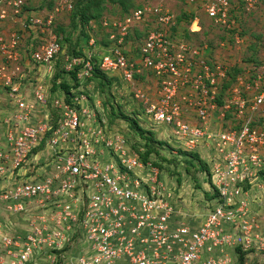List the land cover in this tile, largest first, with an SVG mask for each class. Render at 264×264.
I'll return each mask as SVG.
<instances>
[{"label": "built area", "instance_id": "1", "mask_svg": "<svg viewBox=\"0 0 264 264\" xmlns=\"http://www.w3.org/2000/svg\"><path fill=\"white\" fill-rule=\"evenodd\" d=\"M24 1L0 0V18L15 19ZM192 1L203 6L211 26H236V9L230 0L187 2ZM259 1L244 0L241 11H253ZM61 3L70 9L72 0ZM163 7H139L108 21L118 33L112 31L109 36L116 38V47L103 54L98 64L104 70H120L131 83L134 73L149 70L148 76L156 81L154 96L135 86L133 96L153 125L168 128L178 147L205 153L214 205L198 218L175 207L154 165L131 150L123 135L100 126L97 112L83 93L70 94L67 102L53 100L60 117L50 127L48 111L35 114L33 101L21 92L22 83L13 82L22 57L14 49L16 35L10 32L6 41L0 36V87L8 88L6 95L15 107L13 115L1 121L9 132L0 149V204L19 210L35 202L33 206L41 211L50 205L53 218L49 222L55 226H48L47 216L35 215L28 218L25 234L0 228V264H30L31 255L33 260L40 252H61L71 236L73 242L80 240V249L63 260H68L66 264H235L236 246L246 255L264 253V62L244 67L220 99L229 80L228 67L217 59L208 63L196 44L172 37L175 15ZM50 20L46 19L47 25ZM150 20L154 25L145 30L138 60L127 61L119 48L122 37L128 28ZM31 23L40 24L41 17L34 16ZM188 29H202L199 16H193ZM47 39L24 64L36 62L50 76L52 59L62 49L53 32H48ZM235 39L238 43V35ZM94 65L90 54L85 58L65 55L63 62L64 70L79 66V80L91 76ZM37 85L33 98L46 103L42 95L46 85L42 81ZM227 110L243 121L239 128L219 129ZM41 143L55 155L54 170L39 181L25 175L19 179L22 173L15 170Z\"/></svg>", "mask_w": 264, "mask_h": 264}, {"label": "rangeland", "instance_id": "2", "mask_svg": "<svg viewBox=\"0 0 264 264\" xmlns=\"http://www.w3.org/2000/svg\"><path fill=\"white\" fill-rule=\"evenodd\" d=\"M30 1H31V7L32 6L34 7V5L35 6L39 5V2L42 0H30ZM184 1H188V0H184ZM243 1L244 0L242 1L233 0V3L235 5H238L239 2H243ZM55 3H56V7L52 9L47 10L45 8L46 5H44L43 6L44 8L39 9V10H34V11H38L40 13V17L46 16L48 19L50 17H56V23H58V25L66 26L65 30L66 32H71L70 35L72 39H79V44L77 45V47L78 48L83 47L85 44V43L83 44V42H85V40L80 37L81 28L78 27L76 30H73L72 26L69 25V12H68L69 9L67 7H64V4L61 3V0H55ZM133 3L138 4L141 7L143 6L150 7L149 9L151 10H153L154 6H158L162 4L164 6L163 8L166 7L170 9V11H173L174 15L176 16L181 14L182 11L183 12L186 11L185 13L187 14L190 11H194V15L199 16L201 21H203V24L206 30L210 31L212 29L208 35V38L210 39L212 38L211 40L212 42H210L212 44L211 48L213 49L212 55L216 56L217 60L221 62L223 61L226 67H228V69L230 67L232 68L233 67L244 68V67H250V66L252 67L251 61L246 60V58L251 56L252 54H254L256 60L258 61L262 60V62H264V0H260L257 4V7L249 13H242L239 8L237 9L236 13L237 14L240 13L238 14L237 20L239 19L241 20V28H242L243 33H242V36L239 37V42L234 46L223 45V43H222L223 46H221L219 44V38L217 36L221 35L222 32L217 28L208 26L210 24V21L209 19L206 18L205 13L203 12V9H202L203 6L201 7V4L199 3V1H192L186 4L180 0L178 1H174V0H134ZM117 9L118 7L116 6H108L107 10H102L100 17L98 18L97 21H94L93 19L88 20L87 25L85 24L86 26L84 25L83 27L85 33H87L88 32L87 29H89L88 33L93 34L98 39L102 36L97 35L96 32L100 34L102 33L105 34V32H107L108 30L110 31L109 33L113 31L112 34L114 35L116 31L115 29H113L111 24L108 23V21H110L111 18L116 17V19H119V17H121L119 15L114 16L113 12H117L118 11ZM96 10L101 11L100 6H98ZM7 20H6V23H7ZM90 24L92 26H90ZM153 25L154 23L152 20H150L149 22L146 21L144 22V24H141L138 26V31L142 32L143 30L151 29ZM145 26H146V29H145ZM7 27L8 25L6 26L4 22L0 21V28L1 30H4L6 28L5 29L6 34H8V31H11L9 27L8 28ZM188 27H189V23L182 21L181 25L176 26L175 31H172V33H174V36L176 37V33L178 31L183 30V29L186 30L188 29ZM28 36H29V32L26 31L24 39H26ZM185 37L186 36L176 37V38L184 39ZM109 39H113V38H109ZM185 39H187L188 41L196 45H199V43L203 44L204 42H207L206 38L203 35H201V33L190 36L189 39L188 38H185ZM136 44H137V41H132V43L128 45L126 48L132 50L134 49L133 47L136 46ZM113 47L114 46L112 45L110 47L104 46L103 47L105 49L104 54L109 51H112ZM92 48L97 49L95 45H92ZM218 50L219 52H216ZM62 51H63L62 57H64L67 54V46H63ZM100 51L101 50L98 49L99 54H100ZM26 64L28 67L25 69L24 81L21 82L22 83L21 92L29 99V101L31 102L33 101V105H34L33 112H35V114H38V116H41V114L45 113L46 115L47 114L46 103H43L42 101H37L36 99L34 100L33 91L38 86L37 84H39V81H42L43 83H45L46 89L47 87H49V90H50L51 89V81H50L51 76L50 77L45 76L44 74L45 69H43V67L41 66L31 67L30 63H26ZM48 71L52 73L51 68H49ZM44 79H45V82L43 81ZM34 81H36L35 84L33 83ZM155 82L156 81L153 79V77H149L147 83L143 84V83H139L135 81L136 85L134 86L135 88H140L144 90L150 96H154V90L156 88ZM90 85L91 83L87 84L88 87ZM122 86L124 87L125 85L122 84ZM122 86H118L116 83H114L111 86L110 96L112 97L113 95L112 98L109 95H107V93H104V94L97 93L96 95L94 92H92L93 95H96L95 96L96 108L94 109L95 112L98 111L97 105L100 107L102 99L111 98L112 99L111 101L114 102V105L116 104L115 107L117 109L122 110L123 113L128 115L130 118H134L141 129L154 134V136L152 137L153 139H156L159 142L162 141V144L154 143V141L156 140L152 142L153 147L157 148L159 154L157 156L152 154L151 156H149V159L147 160V162L151 164L154 161L158 164H161L162 168L155 164L152 167L157 169L156 173L158 174V180L163 184L164 191L169 192L171 196V202L174 204V206L179 209L181 208L182 212L187 213L188 215H192L195 218L201 217L215 203V200L213 199L210 202V199L208 200V198L206 197V194H204V191L207 189L205 186L207 184L206 173L204 172V170H199V166H198L199 163L197 160L193 161L194 164L187 165L184 161L183 154H181V152L178 151V149L176 150L170 147L172 146L174 148H177L178 141L171 138L174 136L168 133L167 127H163L165 130H167V132H164V129H162L160 125H153L149 121H147V117L142 112L139 113L137 116L132 117V113H131L132 109H134L136 112L139 110L141 111V108L139 106H136L135 104L136 100L133 97V94L132 95L129 94L131 93V91L129 92V89L131 90L134 86L133 87L128 86L127 88L126 87L123 88ZM146 86L150 87V89L148 90ZM224 91L226 92L227 88H224ZM42 95L43 96L45 95L44 91ZM50 95H54V94H50ZM224 95L225 94H222V98L224 97ZM106 96H109V97H106ZM59 97H63V94L59 93ZM10 104L12 105L11 102L8 103L7 101V95L5 94V89L0 87V145H2L4 142V138H5L4 135L7 134V132H9V129H7V127H4L1 121L4 117H6V115H8L9 113L13 111ZM116 108H115V111H116ZM99 111H100L99 115L101 119L104 122L108 123L109 129L111 130L110 132H114L118 130L122 132L124 135L126 134L125 137L126 136L129 137L130 143L133 141H137L141 144L144 143L145 139L141 135L134 134V132L129 128L128 121L125 118H122V116L120 115L118 116L116 115L117 117L116 118L113 117L111 119L112 120L111 123H109L110 120L107 118L108 110L106 111L104 107H100ZM11 114L13 115V113ZM115 114H119L118 110L117 112H115ZM47 115L49 117V114ZM188 119L190 120V118ZM35 120H36V116L33 118V121ZM114 133H118V132H114ZM144 135L149 136V134L147 133H144ZM163 143L164 144L167 143L169 146H166ZM129 148L131 150L133 149V147H129ZM138 148L142 150V147H138ZM170 157H177V158H170ZM54 160H55V155L51 152V149L49 147H44L38 150L33 155H30L28 157L25 164L22 165V167L19 169V171H21L20 173H22L20 175H25V177H30V176H26V172L30 173L31 171L35 174L36 177H40V178H42V176L45 177L46 175L52 173V171L54 170V167H53ZM13 174L15 173L11 172V175ZM167 174L172 177L168 178L166 176ZM10 177L13 178L14 176H10ZM10 177H8V179H10ZM208 191L210 192V194H212L210 190ZM262 199H264V196H262ZM257 202L259 203V200ZM33 205H36L35 202H32L31 204H27L25 208L23 209L13 210V209H8L6 205L0 204V225H1L0 228L4 232L10 231L17 235L23 234V233L25 234L26 230L29 229V226H30L28 223L29 221H31V219L29 220L28 218L35 217V215L47 216L46 221L48 222V226L49 227L55 226L53 223L49 222V218L51 219L53 218V213H50L51 212L50 205L48 206V209L47 207H43L44 208L43 211H41L40 208L38 207L36 208ZM46 209L47 211H45ZM35 223L37 224L36 221ZM70 234H72V232ZM79 244H80V240L76 239L73 242V236H71L69 241L66 244V247L61 252L54 253L50 251L51 253H49L47 252L48 251L47 250L44 253L42 252L43 254L39 253V259L35 257L32 260L31 256H34V255H31L30 261L33 264H35L36 262L37 264H63L64 263L63 260L67 258L69 255L73 256V255L78 254L79 249H80ZM48 254L50 255L48 256ZM67 261L68 260H66L64 264H66ZM0 263H3V262L0 261ZM4 264H6V262H4ZM244 264H264V253L260 251H256L255 253L249 252L248 256H245Z\"/></svg>", "mask_w": 264, "mask_h": 264}, {"label": "trees", "instance_id": "3", "mask_svg": "<svg viewBox=\"0 0 264 264\" xmlns=\"http://www.w3.org/2000/svg\"><path fill=\"white\" fill-rule=\"evenodd\" d=\"M178 1V0H175ZM183 1L184 3L188 4L187 1L184 0H180ZM242 1V0H241ZM134 0H73L72 4H71V8L69 9V25L72 26L73 30H76L78 27H80V37L83 38L85 40V42H83L84 46L81 48H78L77 45L79 44V39H72L70 33L71 32H66L65 27L63 25H58V23H56V17H51L50 23L47 25L46 24V19L47 17H41V23L40 24H32L31 23V19L34 16H39L40 17V13L38 11H34V10H39L44 8L43 6L46 5V9H52L54 7H56V3L55 0H42L39 2V5H34V7H31V1L30 0H26L23 3H21V5L19 6V12L17 14V17L15 19H11L13 17L8 16L7 18H0L1 22H4L5 25L9 27V29L11 31H8V34H6L5 29L1 30L0 28V36H2L4 38V40L6 41L8 35L10 34V32H14L16 35V43H15V47L14 49L16 51L19 52V54H21L22 60L21 62H18L21 69L17 72L16 76L13 77V82H22L24 81V73H25V69L28 67L27 64H24V61L26 59V57L29 58V54L31 51H33L34 49H36L41 43L46 42L48 39V32L51 31L56 35V41L57 43L60 45L61 49L63 48V46H67V54L69 57L72 56H76L78 58H85L86 52L89 50H95L98 53V49H100V54H103L105 52V49L103 48L104 46H114L113 48L116 47V38L114 39H109V33L110 31L107 30V32L102 33H97V35H101L102 37H100L99 39L96 38L93 34L88 33L89 29H87V33H85L84 31V25H87L88 20L93 19L94 21H97L98 18L100 17V14L102 12V10H107L108 6H116L118 7V11L117 12H113L114 16H121L119 17L122 18L123 16L127 15L128 13H130L132 10L141 7L138 4H134L133 3ZM231 3H233V0H230ZM100 6V10H96L97 7ZM235 9L237 11V9L239 8L241 10V6H242V2H239L238 5H235ZM133 8V9H132ZM66 12V11H65ZM186 11H182L181 14L179 15H175V20H176V25L180 26L181 22H190L191 19L194 16V11H190L187 13H185ZM242 13H245L242 9L241 11ZM251 12V11H250ZM104 13V12H103ZM68 14V13H67ZM240 14V13H238ZM238 14L235 13V17L238 19ZM8 19V20H7ZM113 19V18H111ZM116 19V17H115ZM7 20V23H6ZM101 20V19H100ZM99 20V22H100ZM93 21V22H94ZM92 22V21H91ZM89 22V23H91ZM200 22L202 23V29L201 32H196L193 33L192 35H196L198 33H201V35H203L206 38V41L208 42H204L199 43V45H197L198 47H200L203 50V54H204V58L206 59V61L208 63H211L213 59H216V56L212 55V48H211V43L212 42V38H208V35L210 33V31H207L203 21ZM179 23V24H178ZM143 23L134 25L133 27L128 28L127 33L122 37V41L120 43V50L121 52L124 54L125 58L127 61H137L139 58V54L137 52V50L140 48L141 44L143 43V37L145 36V30H143L142 32L138 31V26L141 25ZM85 25V26H86ZM176 25L175 27H171V36H174V33H172V31H175L176 29ZM15 28H14V27ZM68 26V25H67ZM90 26H92L90 24ZM89 26V27H90ZM208 26L213 27V28H217L219 29L222 33L221 35H218L217 37L219 38V44L223 43V45H236V36L238 35V37L242 36V28H241V20H237L236 26H234L233 28H225L223 26L218 25H212L209 24ZM7 27V28H8ZM41 28L43 29V31H41ZM101 28V27H100ZM146 29V26H145ZM105 30V29H104ZM5 31V33H4ZM28 31L29 32V36L25 38V32ZM187 29H183L180 30L176 33V37H184L188 38L191 35V33L189 31H187ZM112 32V31H111ZM63 33V34H62ZM116 36H118V33H116ZM79 37V38H80ZM92 38L94 41V45L97 47V49H91L92 47L90 45H88V41L89 39ZM132 41H137L136 46H134L132 50L127 49L126 47L128 45H130L132 43ZM226 43V44H224ZM114 44V45H113ZM99 47H98V46ZM204 45H206L205 47H203ZM221 45V46H223ZM88 48V49H87ZM112 48V49H113ZM216 52H219L216 51ZM99 54V56H100ZM63 56V51L62 53H58L56 54L53 59H52V73L50 74V81H51V89L49 90V87H47V89H45V95H46V108L49 114V126L50 127H55L57 125V120L60 117V111L59 109L55 108L53 106V100L57 99V100H61V101H69V95H73V94H77V93H83L87 96L88 98V104L90 106V108L95 109L96 108V104H95V96L98 94H104L107 93V95L110 96L111 94V86L116 83L118 86H122L125 85L123 88H127L128 86H134L135 81L139 82V83H147L148 82V78H149V70H145L143 69L141 72L134 73L133 76V82H127L125 79H123L122 75H121V71L120 70H115V71H109V70H104L102 68L99 67L98 64V58L94 57V55L92 56V60L94 62V67L93 70L91 72V76H89L86 79H82L79 80L76 77V71L78 70L79 66L74 67V69L71 70H64L63 68V62H64V57ZM247 61H251L253 68H255L258 64L261 63V60L258 61L256 60L254 54H252L251 56L246 58ZM17 63V62H16ZM15 63V64H16ZM28 63L31 64V67H36V66H40L38 63L33 62V61H28ZM244 69L243 68H239V67H230L229 70L227 71V73L229 74L230 79L227 80L224 84V86L222 87L220 94H219V98L221 99V95L222 94H226V92L224 91V88H227L228 86L231 85L232 81H233V77H235L239 72H242ZM137 75V76H136ZM136 76V77H135ZM34 84L36 83V81L33 82ZM91 83V85L88 87L87 84ZM87 86V87H86ZM147 89H150V87L146 86ZM8 89V88H7ZM7 89L5 90V94H7ZM131 93L129 94H133V88L130 90ZM94 92L96 95H93ZM59 93L63 94V97H59ZM50 94H54V95H50ZM106 96V97H109ZM111 97V96H110ZM113 97V95H112ZM111 97V98H112ZM130 97V95H129ZM134 97V96H133ZM132 97V99H133ZM111 98H106V99H102L101 100V105L100 107H104L106 109V111L108 110L107 113V118L110 120L109 123H111V119L113 117H117L118 115L122 116V118H125L128 121V126L129 128L134 132L135 135H141L145 141L144 143H139L137 141H133L130 143L129 137H125V135L116 130L114 132H118L121 135H123L127 142L128 145L130 147H133V149H135L136 151H138L139 155L141 156V158L143 159L144 162H146L149 159V156H151L152 154H154L155 156H157L158 150L156 147H153L152 142L156 139H153L152 137L154 136V134H152L151 132H148L146 130H143L140 128V126L137 124V122L135 121L134 118H130L128 115L124 114L122 110H119L115 107L114 102L111 101ZM136 102V106H139L141 108V111H135L134 109L131 110L132 113V117L137 116L139 113H143V109H142V103L135 99ZM7 101L8 103H10V99L9 97H7ZM134 101V99H133ZM222 101L219 100V104H221ZM11 105V104H10ZM100 107L97 106L98 111H97V118L98 121L100 123V126L107 130V131H111L109 129L108 123L104 122L99 113H100ZM12 110H15V107L13 105H11ZM116 108V111H115ZM119 114H115V112H117ZM13 111L11 113H13ZM9 113V114H11ZM144 114V113H143ZM117 115V116H116ZM7 116V115H6ZM147 121L148 118H147ZM150 122V121H149ZM242 120L241 119H235L232 117L231 114V110H227L225 112V117L223 120H221L220 125H219V129H237L240 127V125L242 124ZM151 123V122H150ZM152 124V123H151ZM161 128V127H160ZM53 128H50L47 130L46 134L44 135V137H48V135L50 134L51 130ZM144 133L149 134V136H145ZM156 138V137H155ZM5 141V138H4ZM4 143V142H3ZM154 143H161L162 141H154ZM164 144V143H163ZM164 145L169 146L167 143H165ZM43 143L39 144L38 146L34 147L29 156L33 155L34 153H36L38 150L43 148ZM3 147V144L0 145V149ZM138 147H142V150ZM173 149H178V151L181 152V154H183L184 156V161L187 165H191L194 164V160L198 161V166H199V170H204V172L206 173L207 176V184L206 186V190L204 191V194H206V197L209 199L213 198V196H215V193L210 194V192L208 190L211 191V187H214L211 178H210V171H209V166H208V162H207V158L205 157V153L202 150L199 149H193V150H185L182 149L181 147H177L174 148L172 146H170ZM170 158H177V157H170ZM158 165L159 167L162 168L161 164H158L156 162H152V165ZM196 164V163H195ZM186 165V166H187ZM19 169L15 170V173H18ZM21 172V171H20ZM170 174V173H169ZM26 175L30 176V180L31 181H39L41 180L40 177H36L35 174L33 172L30 171V173L26 172ZM171 175V174H170ZM170 175H166L168 178H171L172 176ZM162 176V175H161ZM19 179L20 178H24L23 175H18L17 176ZM264 177V176H263ZM29 179V178H27ZM207 192V193H206ZM209 192V193H208ZM212 192V191H211ZM248 251V250H247ZM56 252V251H54ZM234 255H235V264H244L245 261V256L246 252L242 251L240 249V246H236L233 249ZM41 254H43L42 252H40ZM37 259H39V253L36 254ZM31 264V263H30ZM37 264V262L35 263Z\"/></svg>", "mask_w": 264, "mask_h": 264}, {"label": "clouds", "instance_id": "4", "mask_svg": "<svg viewBox=\"0 0 264 264\" xmlns=\"http://www.w3.org/2000/svg\"><path fill=\"white\" fill-rule=\"evenodd\" d=\"M72 2H73V0H72ZM187 31H188V29H187ZM197 32H201V30L200 31H197ZM190 33L192 35L193 33H196V32H190ZM90 39H92V38H90ZM88 43H89V41H88ZM89 45L92 47V45H94V41H93L92 44L89 43ZM91 49H93V48H91ZM87 54H90L91 56L94 55V57H97L99 59L104 53L103 54H100V56H99V54H97V51H95V50H89V51L86 52V55ZM86 55H85V57H86Z\"/></svg>", "mask_w": 264, "mask_h": 264}]
</instances>
